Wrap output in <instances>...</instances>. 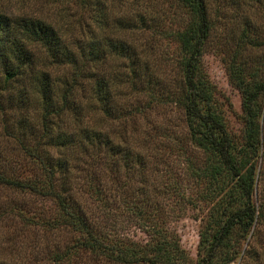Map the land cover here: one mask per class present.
I'll return each mask as SVG.
<instances>
[{"label": "trees", "instance_id": "1", "mask_svg": "<svg viewBox=\"0 0 264 264\" xmlns=\"http://www.w3.org/2000/svg\"><path fill=\"white\" fill-rule=\"evenodd\" d=\"M51 1L59 5L52 12L55 18L0 8L1 128L17 151L11 157L0 153V189L20 197L45 198L52 202L53 211L49 216H27L23 208L3 202L0 220L15 218L21 227L43 235L69 233L70 243L47 253L51 264H176L184 252L161 229L147 226L149 242L127 245L109 236V217L103 216L108 204L102 193L109 184L128 200L125 210L145 227L153 206L130 189L135 190L133 176L145 175L152 152L147 139L136 142L127 134L125 118L168 99L182 111L184 137L206 156L205 164L192 171L205 182L200 199L207 203L192 264L234 260L264 264V191L258 202L253 199L264 176V164L258 163L264 159V31L260 33L244 18L226 64L228 80L240 95L243 142L236 145L213 106L212 89L201 68L203 48L214 25L209 0H174L188 16L185 26L173 34L180 72L175 93L160 81L156 63L140 57L151 50L150 45L137 43L136 38L93 37L82 15L67 9V3L85 5L89 0ZM244 4L253 15L264 18V0H244ZM91 19L98 29L123 23L126 31L139 36L155 22L138 12L112 20L100 8ZM73 25L87 38L71 36ZM113 58L125 61L121 69L118 64L104 67L105 60ZM59 69L66 73L55 74ZM30 91L39 109L38 124L28 122L24 114ZM139 94L149 102L138 104ZM151 146L156 152L157 144ZM141 192L147 193L145 188ZM88 198L96 201L97 210L85 204Z\"/></svg>", "mask_w": 264, "mask_h": 264}, {"label": "rangeland", "instance_id": "2", "mask_svg": "<svg viewBox=\"0 0 264 264\" xmlns=\"http://www.w3.org/2000/svg\"><path fill=\"white\" fill-rule=\"evenodd\" d=\"M232 1L209 0L210 17L214 25L205 42L200 59L203 74L212 89L213 106L222 116L234 143L239 145L243 142L240 95L228 80L226 64L241 32L242 20L247 18L262 33L264 18L253 15L246 8L244 0ZM67 4L70 13L82 15V21L93 29V37L106 35L130 40L136 38L137 43L150 45L151 50L141 52L140 57L156 63L155 73L159 75L167 91L175 93L179 89L178 44L173 34L185 26L188 16L174 0H89L85 5L77 2ZM54 5L56 4L51 0H0V8L7 11L53 17L52 12L59 7V5ZM97 8L105 10L112 20L117 16L125 18L129 13H145L153 17L156 25L154 22L153 27L144 31L143 34L140 33V36L137 32L126 31L123 23L113 25L111 22L110 25L98 29L91 19L98 11ZM70 30V35L79 40L87 38L85 33L77 31L76 25H73ZM258 57L262 58L263 54ZM105 61L106 69L115 68L116 64L121 69L125 63L123 60L118 61L114 58ZM54 73L62 75L66 73V70H54ZM136 97L140 105L149 102L146 95L144 98L140 97V94ZM261 108L264 118V98L261 100ZM142 111L140 114L131 113L130 117L127 115L125 118L127 134L130 133L136 142L147 139L146 144L152 153L147 156L145 175L143 177L133 176L131 187L135 190H130L133 191H131L132 195L138 196L140 200L144 197L145 200L151 202L153 210L148 211L150 214L143 223L145 227L142 226L125 210L128 200L125 197L121 198L120 191L118 189L113 191L108 184L106 186L108 190L103 191L102 194L105 195L104 198L108 204V212L103 216L109 217L111 226L109 236L116 237L127 245L140 246L150 240L147 226L152 229H161L167 237L177 240L180 249L184 252L183 258L176 264H192L195 259L198 233L202 228L207 211V203L200 199L205 182L197 179L193 172L195 168H201L205 164L206 156L184 137L183 114L176 103L162 99L159 103H152L149 108ZM9 112L12 111L9 110ZM24 114L28 122L38 124L39 109L35 95L31 91L28 94ZM19 116L24 115L19 114ZM1 119L0 113V153L11 157L17 153L13 148L15 143L7 137L5 140ZM262 127L264 132V123ZM152 143L158 146L156 152L151 150ZM187 159L191 162L189 165H187ZM258 163L262 167L264 159H258ZM117 176L119 178L121 173ZM261 179L253 194L255 202L259 201L264 191V176ZM142 188L147 191L145 196L142 192L139 194ZM128 190L129 188L124 192ZM187 198L191 199L190 202L186 200ZM3 202L6 205L14 203L23 208L27 216H49L53 211L52 202L45 198L31 195L20 197L11 191L0 189V204ZM84 202L93 211L97 210L95 200L88 198ZM114 224L115 227L112 228ZM34 230V228L21 227V223L15 218L7 216L1 218L0 261H6V264H51V256L47 254L49 250L53 247H62L63 244L70 243L72 240V236L65 231L43 235ZM237 262L238 260H234L229 264H237ZM62 264H81V262L66 261ZM83 264L88 263L85 261Z\"/></svg>", "mask_w": 264, "mask_h": 264}]
</instances>
